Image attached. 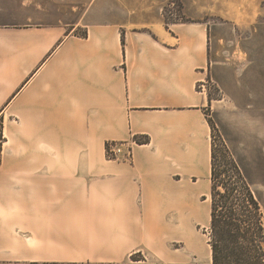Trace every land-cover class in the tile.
Returning <instances> with one entry per match:
<instances>
[{"label": "crops", "instance_id": "0c3cea01", "mask_svg": "<svg viewBox=\"0 0 264 264\" xmlns=\"http://www.w3.org/2000/svg\"><path fill=\"white\" fill-rule=\"evenodd\" d=\"M73 1L0 0V119L20 144L0 170V264L63 221L164 237L169 214L189 222L191 176L211 170L206 26L167 24L142 0ZM132 138L131 162L106 157Z\"/></svg>", "mask_w": 264, "mask_h": 264}, {"label": "rangeland", "instance_id": "374dc122", "mask_svg": "<svg viewBox=\"0 0 264 264\" xmlns=\"http://www.w3.org/2000/svg\"><path fill=\"white\" fill-rule=\"evenodd\" d=\"M142 1L167 24L201 23L212 34L217 63L200 83L209 98L204 114L211 128V160L214 149L215 170H242L264 214V0ZM135 2L127 0L129 6ZM81 8L64 14L63 20L76 21ZM86 33L83 27L72 31L79 37ZM214 73L220 76V86L212 80ZM6 129L0 119V170L6 148L20 145L15 142L17 128L11 127L13 143H5ZM211 187V170L202 178L191 176L189 222H182L180 214H169L164 237L124 239L111 224L63 221L43 233L46 237L31 234L28 250L19 248L14 264H211ZM177 194L175 188V205Z\"/></svg>", "mask_w": 264, "mask_h": 264}, {"label": "trees", "instance_id": "16d2710c", "mask_svg": "<svg viewBox=\"0 0 264 264\" xmlns=\"http://www.w3.org/2000/svg\"><path fill=\"white\" fill-rule=\"evenodd\" d=\"M214 161L212 149L211 264H264V214L260 202L242 170H215Z\"/></svg>", "mask_w": 264, "mask_h": 264}, {"label": "built area", "instance_id": "2783aa9c", "mask_svg": "<svg viewBox=\"0 0 264 264\" xmlns=\"http://www.w3.org/2000/svg\"><path fill=\"white\" fill-rule=\"evenodd\" d=\"M137 143L136 138L120 142H109L106 144V157L109 160L131 162L132 147Z\"/></svg>", "mask_w": 264, "mask_h": 264}, {"label": "bare ground", "instance_id": "6f19581e", "mask_svg": "<svg viewBox=\"0 0 264 264\" xmlns=\"http://www.w3.org/2000/svg\"><path fill=\"white\" fill-rule=\"evenodd\" d=\"M209 261H211V257L209 256Z\"/></svg>", "mask_w": 264, "mask_h": 264}]
</instances>
